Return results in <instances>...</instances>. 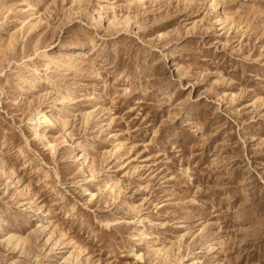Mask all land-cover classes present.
I'll return each mask as SVG.
<instances>
[{
  "label": "rangeland",
  "instance_id": "rangeland-1",
  "mask_svg": "<svg viewBox=\"0 0 264 264\" xmlns=\"http://www.w3.org/2000/svg\"><path fill=\"white\" fill-rule=\"evenodd\" d=\"M0 264H264V0H0Z\"/></svg>",
  "mask_w": 264,
  "mask_h": 264
},
{
  "label": "bare ground",
  "instance_id": "bare-ground-1",
  "mask_svg": "<svg viewBox=\"0 0 264 264\" xmlns=\"http://www.w3.org/2000/svg\"><path fill=\"white\" fill-rule=\"evenodd\" d=\"M30 8H31V7H30ZM67 45H68V46H71V44H69V43H68ZM53 121H54V120H53Z\"/></svg>",
  "mask_w": 264,
  "mask_h": 264
}]
</instances>
